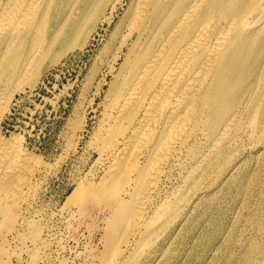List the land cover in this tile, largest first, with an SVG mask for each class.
Segmentation results:
<instances>
[{
    "label": "bare ground",
    "instance_id": "obj_1",
    "mask_svg": "<svg viewBox=\"0 0 264 264\" xmlns=\"http://www.w3.org/2000/svg\"><path fill=\"white\" fill-rule=\"evenodd\" d=\"M120 1L0 0L1 256L12 236L15 255L51 264L57 242L32 204L49 167L5 131L16 95ZM107 59L93 140L103 167L75 179L64 209L103 217L100 264H205L232 227L235 188L264 203V0H135Z\"/></svg>",
    "mask_w": 264,
    "mask_h": 264
},
{
    "label": "rangeland",
    "instance_id": "obj_2",
    "mask_svg": "<svg viewBox=\"0 0 264 264\" xmlns=\"http://www.w3.org/2000/svg\"><path fill=\"white\" fill-rule=\"evenodd\" d=\"M121 1L115 11L112 12L111 8H108L105 12L104 15L107 14L106 17L111 18V21H102L99 14L94 15L87 23L81 22L84 34L79 41L85 44L66 52L65 56L56 62L47 59L43 63V71L25 89L26 92L16 95L11 113L9 112L5 122L7 134H21L26 147L40 156L47 163V168L49 167L42 175L44 178L37 196L32 199V204L38 209L43 206L42 213L48 215L46 219L42 217L44 226L49 223L50 227L55 228L53 232L57 242L51 251V264H100L105 251L103 217L95 215L96 219L99 218L97 222L89 217H82L81 220L76 207L64 209V205L66 198L75 189V179H78V176L97 173L103 167L97 160L98 141L93 140H97L94 137H97L102 127L105 93L113 78L107 77L108 85H105L101 92L98 82L104 77L107 58L117 44L119 33L128 22L135 0ZM254 20H260V16ZM248 21L247 19L246 24ZM91 142L94 143L93 146L89 144ZM74 143H77L75 147ZM251 165L244 168L243 172L251 171L254 163ZM239 174L236 172L235 178L239 177ZM235 189V219L230 222L233 223L232 227L226 228L224 237L220 239L222 250L210 257L212 259L205 264H228L231 247L235 257L233 264H264V203L254 200L259 193L254 187H250L248 191L253 198L251 195H236L237 188ZM10 238L12 239V236ZM11 239L8 243H12L9 245H12L9 255H0V260L6 261L2 264H28L24 253L15 255V252H12L15 244ZM14 251L18 253L17 250Z\"/></svg>",
    "mask_w": 264,
    "mask_h": 264
}]
</instances>
